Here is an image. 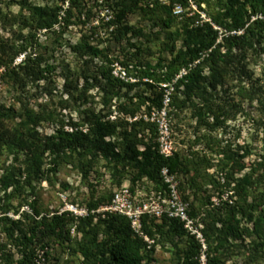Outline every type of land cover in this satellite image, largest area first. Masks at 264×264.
I'll return each mask as SVG.
<instances>
[{
	"label": "trees",
	"instance_id": "16d2710c",
	"mask_svg": "<svg viewBox=\"0 0 264 264\" xmlns=\"http://www.w3.org/2000/svg\"><path fill=\"white\" fill-rule=\"evenodd\" d=\"M82 1L60 0L59 6L43 8H33L27 0L17 3L21 16L24 10L29 12L28 15L21 18L17 34H13L12 38L5 39L0 34V69L3 68V75L14 89L25 92L29 84L40 82L45 79L44 74L54 69L46 65L53 58V50L51 52L48 49L39 54L30 51L25 54L20 65L15 66L14 62L31 47L37 33L52 32L56 25H61V31L54 40L55 44H59L63 31L74 24V13L81 16ZM93 2V7L100 10L108 8L111 11L112 19L105 26L115 27L116 38H124L129 33L135 37L143 36L140 29L127 25L126 20L131 15L139 14L143 20L153 21L160 26L165 31L161 50L167 57L161 53L153 64L142 62L141 58L148 48L143 49L141 43H129L134 49L137 63L133 66L137 71H130L128 62L122 63L127 75L135 79L134 82H124L112 75L114 61L109 58L107 49L91 45L88 37L83 36L72 49L82 61L83 67L75 77L69 69L66 70L65 91L69 98L79 102V106H84L91 99L87 91L98 85L100 76L107 86L102 96L101 110L96 112L93 108L84 109L80 111L79 121L69 125L59 121L53 112H46L44 108L35 112L27 104L21 105L17 112L8 111L0 117L18 121L13 127L6 128L0 119V153L8 150L13 154V162L0 167L3 170L0 175V264L48 262L50 250L54 246L60 247L68 257H80L82 264H149L157 247L165 248L166 244L176 250L173 264H201V245L194 239H190L185 249H178L174 238L184 234L181 222L164 217L157 223L154 218L142 217L141 232L152 242L149 245L133 233L127 218L95 212L109 204L113 192H105L96 198V189L91 183L88 186L92 198L85 207L87 215L83 217L68 211L40 217L35 200L29 203L28 197L35 196L33 184L46 178L47 172H58L63 165L77 169L84 180L96 175L95 182H98L101 176L99 168H102L109 174L111 181H116L118 188L123 185V181L134 187L146 180L153 183L156 190H165L160 171L166 168L177 177H189L192 186L197 183L199 187H222L235 192L242 200L251 196L257 203L248 205V208L262 205L264 189L260 190L259 185L264 183V161L259 165L262 173L253 171L235 178V173L242 168L239 164L242 157L235 155L220 165L219 171L225 174L224 177L209 175L207 171L213 165L206 157L193 155L187 158L174 152L171 157L164 158L158 152L155 124L146 123L143 118L132 122L127 118H135L141 108L148 115L152 110L160 111L164 107L166 95L170 107H178L180 104L185 106L188 102L192 103V99H197L194 113L199 128L215 131L224 124L227 116L223 105L217 103V96L220 92L227 93L228 87L233 88L237 83L246 82L249 86L248 96L258 97L259 107L264 109V70L262 82L257 87L251 81L253 73L247 60L249 57L264 59V0ZM64 3L68 6L61 13ZM91 12L92 9L85 11L87 20H90ZM202 13L209 21L202 22ZM3 23L12 28L14 19L6 20L3 17ZM25 29H28V35L23 34ZM84 57H88L90 62L93 59L99 61L97 75L94 73L89 77V62ZM183 70L185 73L181 75ZM80 77L83 78L81 87L78 84ZM116 87H126L129 91L141 87L144 89L131 96L127 94L123 103L113 106L111 101L118 98L114 92ZM180 97L184 100L180 101ZM110 107L116 108L118 117L114 120H110ZM206 116H211V123H207ZM42 122L54 124L52 135L43 136L38 132L37 126ZM65 126L69 129H65ZM6 129L11 130L9 137L2 135ZM20 154L23 161L17 167L15 164ZM46 165L50 166L48 171H45ZM26 188L29 190L25 191ZM63 188L67 189L68 186L64 185ZM20 195H24L23 199L14 205ZM24 203L29 206L31 215L19 213ZM225 207L222 218L216 220L213 210L207 212V217L211 219L209 231H214L217 237L213 247L210 235L205 234L208 244L205 264H224L220 249L228 240L239 239L248 233V229L241 228L240 221L236 219L238 211L247 213L246 207ZM191 209L193 215L199 208L193 205ZM11 210L19 214L18 219L9 217ZM262 222L260 219L255 221L253 231L264 240ZM216 224L220 227H216ZM260 246L264 248V242Z\"/></svg>",
	"mask_w": 264,
	"mask_h": 264
},
{
	"label": "rangeland",
	"instance_id": "374dc122",
	"mask_svg": "<svg viewBox=\"0 0 264 264\" xmlns=\"http://www.w3.org/2000/svg\"><path fill=\"white\" fill-rule=\"evenodd\" d=\"M20 1L22 0H0V34L5 39H10L13 34H17L21 18L29 13L24 10L21 16L20 8L17 5ZM27 2L33 8L60 5V0H27ZM93 5V0L82 1L81 16L78 17V14L74 13L75 18L72 19L74 24H71L63 31L59 44H55L54 40L57 37V33L61 31V25H56L53 28L55 34L52 33L53 31L37 33L26 53L16 58L15 66L20 65L25 54L30 51L39 54L44 49L51 50V52L53 50V58L46 65L54 67V69L44 74L45 79L33 85L29 84L26 91L21 92L10 85L8 79L3 75V68L0 69V117L8 111L17 112L21 105L27 104L29 109H33L35 112L40 111L42 108L46 112H53L59 121H62L64 125H69V123L79 121L80 111L84 109L93 108L96 112L101 110L103 108L102 96L107 90V86L100 76H98L97 80L98 85L87 91V95L91 96V99L84 106H79V102L69 98V94L65 91L67 85L65 79L66 70L69 69L75 77L79 69L83 67L82 61L72 50L83 36L88 37V42L91 45H96L100 49H107L109 58L114 61L113 66L121 67L126 74L127 70L122 65L124 62H128L130 71H137L133 66L137 63L134 49L129 46V43H141L143 49L148 48L145 51L146 54L141 58L142 62L148 61L153 64L161 53L167 57V54H163L161 50V43L165 40V31L154 24L153 21L143 20L139 14L131 15L126 20L127 25L134 29H140L143 36L135 37L129 33L124 38H116L115 27L105 26V17H107L105 10L95 8ZM67 6V3L62 4L61 13ZM87 9H92L90 20H87L86 16H84ZM201 15L202 22L209 21L205 14L202 13ZM3 17L6 20L14 19L12 28L7 27L3 23ZM174 29L176 27L172 28L171 31H174ZM27 33L28 29H25L23 34L28 35ZM179 45L180 42H178ZM84 60L89 62L88 75L92 77L100 63L96 59L90 62L88 57H84ZM247 60L249 62L248 67L253 73L251 81L258 87L262 82L264 59L263 57L260 59H251L249 57ZM42 67L46 66L43 65ZM128 77L135 80L132 76ZM78 84L79 87L83 85L82 77L79 78ZM143 89L144 87H141L129 91L126 87H116L114 92L118 95V98H114L111 104L114 106L123 103L127 94L131 96L133 93L142 92ZM226 89L227 93L220 92L217 96V103L223 105L227 116L224 124L215 131L199 128L197 115L194 113V104L198 102L197 99H192V103L188 102L185 106L182 104L178 107L166 106L164 116L152 110L151 112L155 113L154 122L157 124V121H160L167 124L168 139L173 152H178L187 158H191L193 155H197L199 158L206 157L213 165V168L207 171L209 175H215L216 177H221L220 175H222L224 177L225 174L219 171V167L221 164L227 163L228 159L235 155L242 157L239 163L242 168L235 173V178H241L243 175L253 171V173L257 174L262 173L263 170L259 165L264 161V109L261 106L259 107L258 97L248 96V82L237 83L235 87ZM145 94L148 95L149 92H145ZM179 100L182 101L184 98L180 97ZM110 111H112L110 120L118 117L116 108L110 107ZM147 116L148 114L144 108H141V111L136 114L138 119L145 117L146 123L155 124ZM0 119L1 123L7 126L6 128H11L18 122L17 120L15 122L12 118ZM9 123L13 124L8 125ZM207 123H211V116L207 117ZM64 128L69 129L68 126ZM37 130L41 135L49 136L54 133L55 126L54 124L42 122L37 126ZM10 132V129H6L2 134L3 137H9ZM22 161L23 156L20 154L15 166L20 167ZM11 162H13V154H10L8 150L0 153V167H6ZM46 163H48V160ZM49 167L46 165L45 171H48ZM2 171L0 170V175ZM99 171L101 176L99 181L95 182L96 175H91L90 179L84 180L77 169L71 165H63L58 172H47L46 178L32 185L36 189L35 196L28 197V201L30 203L35 200L36 209H38L40 217H50L53 213L68 211L71 207L76 208L78 211H84L87 203L92 198L91 188L88 183L94 185L96 198L105 192H113L118 188L116 181H111L109 174L104 169L99 168ZM176 178L179 182L180 200L187 205L188 214L192 222L190 229L183 228L184 234L174 238L179 250L185 249L190 239H194L201 245L199 251L200 263L205 264V253L208 251L206 235H210V244L213 247L217 237L214 231H209L208 226L211 219L207 217V212L213 210V214H216L214 220H216L217 218H222L225 206L236 207L237 205H243V207H246L247 213L243 214L238 211L236 219L240 221L241 228L248 229V233H244L239 239L228 240L219 253L222 254L224 264H264V248L260 246V243H263L264 240L258 238L253 231V223L258 219L262 220L261 224L262 226L264 225V203L257 207L254 206V208H248V205L257 203L252 200L251 196L242 200L235 192L229 189L215 188L211 185L199 187L197 183L192 186L193 183H191L189 177L178 175ZM121 184H126V181L121 182ZM64 185H67L68 188L64 189ZM259 188L260 190L264 189V183L259 185ZM28 190L29 188L25 189V191ZM23 197L24 195L18 196L14 205ZM193 205L199 209L192 215L191 207ZM19 213L31 215V210L24 203L20 207ZM8 215L13 219H18L19 216L13 210ZM216 227L219 228V224H216ZM76 237L79 238L78 235ZM175 252L176 250L170 244H166L165 248L157 247L152 255V262H149V264H173ZM50 254L48 262L41 261L40 264H82L80 257H68L66 252L57 246L50 250Z\"/></svg>",
	"mask_w": 264,
	"mask_h": 264
},
{
	"label": "built area",
	"instance_id": "2783aa9c",
	"mask_svg": "<svg viewBox=\"0 0 264 264\" xmlns=\"http://www.w3.org/2000/svg\"><path fill=\"white\" fill-rule=\"evenodd\" d=\"M192 8L195 9L193 6ZM103 9L107 13V17H105L107 22L112 18V14L108 8ZM176 13H179V11L177 10ZM184 73L183 70L180 74L183 75ZM112 75L124 82H134L121 67L113 66ZM168 105L169 98L166 95L163 109L160 111L154 110L155 113L164 116L165 107ZM155 113L151 112L150 115L147 116L152 122L155 121ZM137 119L138 118L135 117L133 119H128V121L132 122ZM143 119L145 120V117ZM156 126L158 152L164 158L171 157L174 152L168 139V126L166 123L160 121H157ZM160 178L165 190H156L154 184L146 180L134 187L126 182V184L113 191V196L109 204L100 207L95 212L97 214H115L127 218L133 233L142 237L149 245L152 242L141 232V219L144 216L154 218L157 223H160L161 219L164 217L176 219L183 224L184 229H190L192 222L188 214L187 205L180 200L179 182L176 176L171 174L168 169L163 168L160 171ZM68 212L77 217L87 215L86 210L78 211L74 207H71ZM92 213H94V211H92Z\"/></svg>",
	"mask_w": 264,
	"mask_h": 264
}]
</instances>
